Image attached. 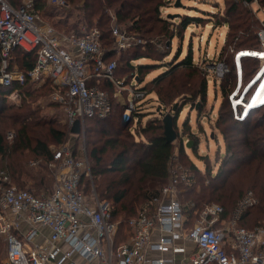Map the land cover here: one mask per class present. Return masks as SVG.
<instances>
[{
  "label": "built area",
  "instance_id": "2783aa9c",
  "mask_svg": "<svg viewBox=\"0 0 264 264\" xmlns=\"http://www.w3.org/2000/svg\"><path fill=\"white\" fill-rule=\"evenodd\" d=\"M46 1L58 8L68 5L67 0ZM34 5L35 0L19 7L0 0V84L10 86L25 80L24 71L11 66L15 48L36 49L37 61L29 71L32 81L50 79L55 89L58 87L53 100L66 108L71 128L76 120L83 129L88 119L105 118L112 112V93L102 86L104 82L113 86L115 96L127 91L122 119L138 124L137 113L143 111L148 90L137 77L127 82L116 76L117 61H106L100 29L85 27L80 33H58L54 26L41 22ZM112 31L119 51L146 41L122 29L114 15ZM14 92L20 95L18 90ZM177 158L173 154L170 159L168 182L130 219L132 237L118 245L120 222L113 219L110 201L99 197L94 184L87 186L93 174L85 147L62 142L54 149L49 162L55 178L51 190L36 192L17 185L2 169L0 238L6 253L0 264H264V223L253 228L240 224L257 202L253 191L238 200L226 224L218 225L224 206L209 203L190 226L186 203L179 194L181 185H194L196 178L180 164L175 169L173 161ZM181 239L195 246L181 260L148 254L151 250L184 253L187 247L177 243Z\"/></svg>",
  "mask_w": 264,
  "mask_h": 264
},
{
  "label": "trees",
  "instance_id": "16d2710c",
  "mask_svg": "<svg viewBox=\"0 0 264 264\" xmlns=\"http://www.w3.org/2000/svg\"><path fill=\"white\" fill-rule=\"evenodd\" d=\"M10 1L16 7L24 3V0ZM258 1L260 7L264 8V0ZM67 2V7L82 10V20H84L83 26L86 28L97 27L100 29L102 44L107 52V62L115 59L113 47L115 37L112 31L113 15L115 16L116 22L120 26H124L128 33L139 35L143 39H146L147 42V38L155 37L156 35L164 36L171 41V39L176 36L177 28H180L182 31L190 24H200L202 21L209 18L204 17V15L191 16L189 14H181L179 17L180 22L163 18L160 8L163 7L165 0H67ZM236 2L231 6V14H233V12L236 14L242 13V11L238 10ZM47 5L46 0H35L34 6L36 9L41 10L47 7ZM205 12L207 15L214 13L209 11ZM210 18L214 20L212 17ZM249 19L250 17L232 25V30L236 32L234 35L229 34L228 37H240L241 34L251 37L253 35L252 32H255L254 26L258 20L255 19L251 22ZM227 23L226 21L224 22V24ZM172 24L174 28L170 29ZM76 27L77 24L74 23L71 29ZM75 30L72 32H82L81 29ZM252 39L247 38L236 44L237 46H241L247 43L249 47L235 50L233 62L236 82L234 87L231 88V92L228 93V91H226L229 114L232 116L235 124L242 125L244 129L253 113L264 106L263 102L256 104L251 102L252 94H254L263 75L257 78H248L249 80L247 83H245L244 78L239 75L240 72H245L246 70V58L258 60V58L249 54V49L256 50L258 48L257 44L253 42L250 44L248 43ZM229 44L230 40L227 46ZM169 49L170 53L171 48L169 47ZM182 51V47H180L171 61L167 63V69L157 75L153 80V84L157 87L156 94L159 102L158 109L160 115L154 110L150 111L148 109L146 111H140L137 113L140 117L138 124L134 125L130 123L129 126L124 125L121 115L126 105L122 104L120 96L114 95L113 86L104 82L102 86L108 87L112 93V112L105 118L95 117L87 120L96 121L97 123L101 121L100 123L110 124L104 126L106 130H102L106 138H104V135L101 133V137L97 139L100 144L95 145L91 149L89 157L93 160L91 169L97 181L96 189L98 195L101 199L110 201L113 219L120 222L119 230L116 235L117 245L127 241V237L130 238L133 234V227L130 224V219L137 215L138 209L142 203L154 194H157L162 186L169 180L170 159L174 154L175 145L174 142H169L166 139L163 117L166 113L172 112L175 104L171 105V102L176 97L182 95V97H186L190 100L193 97L186 94L188 90L190 91L188 87L190 85L187 86L188 83L181 84L180 86L173 85V80L178 70L183 69L192 72V74H196L197 70L192 47L189 48L186 55H182ZM169 53L165 54V56ZM126 54V64L122 69L124 68L126 72L130 73L128 77L130 80L133 77H137L139 81L151 68H155L163 57L161 52L150 41L129 48ZM17 57L19 67L25 73L24 82L15 81L10 86L0 84V172L2 169L6 170L10 175L11 182L17 185H27L29 181H32V183L28 185L34 188L36 192L43 189L51 190L50 175L52 176V170L48 168V165L42 164V161L38 159L49 163L54 156V149L52 146L61 144L65 141L67 130L53 126V121L39 115L38 109H33L30 105V98H32L34 93L37 91H50L53 88L50 79L41 85L43 90L40 91L41 88L39 89V87L33 88V81L29 71L33 69L36 64L38 57L37 50L28 51L22 47L15 48L12 52L11 66L13 59ZM142 58L147 59L137 64L132 62L133 59L139 60ZM149 59L153 62H148ZM192 74L190 75L192 76ZM142 82L144 81H140V83ZM239 84L245 86L244 93H241L245 95V97L242 98L243 103H234L231 95ZM145 86L147 88V84H145ZM184 88L188 90L186 91ZM15 90L19 91V96H23L22 99L25 102L19 108H15V105L10 104L6 99V95ZM206 91L207 83L204 84L202 91L197 94L198 98H202L200 104L201 111L203 109V101L206 100ZM123 95L127 97V91H124ZM193 102L195 105L197 104V100H193ZM186 104H184V106ZM167 105L171 107L168 109V112L165 110ZM115 107L118 109L121 108V121L119 125L116 119H113L112 123H109V117H113L111 115ZM238 108L239 113H236V109ZM145 115L151 116L143 121ZM174 115L175 129L177 130V110L174 112ZM116 126L118 127L116 128ZM9 130H14L15 132L12 141L7 139V132ZM91 130L92 129H90V131ZM112 131L115 132L114 137L109 135ZM245 131L244 133H247ZM193 135H195V133L191 131V136ZM222 135L226 144V151L232 154L224 158L213 181H208L203 177L198 182L196 179L194 185H181L180 187L182 189L180 194L185 192L187 195L186 202L181 200L180 194L179 198L182 202L186 203L187 211L191 218L189 225L191 226L193 225L192 222L199 216V212L203 207L214 200L222 202L221 205L225 208L224 216L230 217L234 209L232 212L228 211V205L233 204L236 197H238L239 200L243 196L244 190V188L242 189L241 186L236 183L234 178L240 172H249L253 167H259L264 163V155L260 153L259 145H248L246 142H243L241 145L239 143L236 144L228 140L229 137L225 131H222ZM193 147L197 150L196 143ZM109 151H112L111 161L105 164L103 155ZM179 152L187 158L183 144L179 147ZM30 156L35 158V162H37L39 168L31 169L28 167ZM232 163L235 165L234 168H228L227 166ZM196 166L195 163H192L191 167H195L196 169ZM234 174L235 176L233 177ZM253 210V208H250L246 211L240 221L241 225L249 228L256 225L252 226L251 223L247 222ZM260 223L261 221H258L257 225ZM2 243L4 245L2 238H0V247Z\"/></svg>",
  "mask_w": 264,
  "mask_h": 264
},
{
  "label": "rangeland",
  "instance_id": "374dc122",
  "mask_svg": "<svg viewBox=\"0 0 264 264\" xmlns=\"http://www.w3.org/2000/svg\"><path fill=\"white\" fill-rule=\"evenodd\" d=\"M235 2L238 6V10L242 11L241 14H236L235 12H233V14L230 13L232 8L231 6ZM160 9L161 16L163 18L175 20L177 22H180L179 17L181 14H189L191 16L204 15V17L209 18L205 19L200 24H190L185 30L182 31L180 28H177L176 36L171 39V41L164 36L158 35L147 38L148 42H152L154 46L161 52L163 57L155 68H151L147 74L143 76L142 79H140V81H144L143 85L147 84L148 90L142 110H154L158 112V115H160V111L158 109L159 102L157 100L156 94L157 87H155L153 84V80L157 75L161 74L167 69V63L171 61L172 57L180 47H182L183 50L182 55H186L189 48L192 47L194 52V61L197 65L196 74H192V72L180 69L176 73V76L173 80L174 86H180L181 84L188 83L187 86L190 85L188 87L191 92L186 88H184V90H188L186 94L194 97H192L190 100L180 95L171 102V105H177V130L179 133L177 139L174 141V155H178V160L173 161V165L175 164V169L179 164L182 165V170L188 171L197 179V182L203 177L208 181H213L214 176L216 175L218 168L222 165L224 158L232 154L231 152L226 151V144L222 135V131H225L228 134L229 141H233L236 144L239 143L241 145L243 142H246L248 145H259L260 153L264 155V106L253 113L248 121L249 124L247 123L245 126V131L242 125L235 124L232 116L229 114L226 93V91H228V93L231 92V88L234 87L236 82L233 62L234 52L237 49L249 47L247 43H244L241 46H237L236 44L239 41H244L247 38L252 39L253 36V39L248 43L250 44L253 42L257 44L258 48L256 50L249 49V54L258 58V60L246 58V70L245 72H240L239 75L240 77L244 78L245 83H247L249 80L248 78H257L263 75V78L257 86L254 94H252L251 102L254 104L260 102L264 103V8L260 7L258 0H165L163 7ZM38 11L41 15V22L43 24L54 26L58 33H70L75 29L82 30L85 28V26H83L84 20H82V10L80 9L72 7L58 8L47 5V7H44V9ZM205 11L214 13L207 15ZM173 14L174 16L172 17L171 15ZM210 17H212L214 20H211ZM249 17V21L251 22H253L255 19L258 20L254 26L255 32H252L253 35L251 37H247V35L245 36L241 34L240 37L237 36L234 38L233 36L232 38H229V34L234 35L236 32L235 30H232V25L237 24ZM225 21L228 23L224 24ZM74 23L77 24V27L71 29ZM173 26L174 25L172 24L170 29H173ZM120 27L122 29H126L124 26ZM229 40L230 44L227 46ZM131 41L133 40L131 39ZM145 43L146 41L139 44L142 45ZM113 45L115 53L114 58L117 59V69L115 74L117 77L121 79L125 78L126 81L129 82L130 79L128 77L130 76V73L126 72L124 68L122 69V67H124L126 64V51L129 48L135 47L136 44H133L132 46L121 51L116 49L115 39ZM169 47L171 48L170 53ZM104 49L106 50L105 47ZM167 53L169 54L165 56ZM132 62L135 63L134 61ZM148 62L153 61L149 59ZM16 66L20 68L18 57L12 61V68H15ZM190 74H192V76ZM32 83L33 88L39 87V89L41 88L40 91L43 90L41 85H43L45 82L41 83L33 81ZM205 83H207V95L205 98L206 100L203 101V109L201 111L200 104L202 98H198L197 94L202 91ZM244 87L245 86L242 84H239V86L233 91L231 96L234 103H243L242 98L245 97V95H242L245 91ZM57 89L58 87L55 89L53 85V88L50 91H37L33 94L32 98H30V105L33 107V109H38L39 115L53 121V126L67 130V136L64 142L71 143L75 148L78 146L79 148H86L89 164L92 168L93 160L90 159L89 152L95 145L100 144L97 139L101 137V133L104 135V132L102 131L106 130L104 126L110 124L100 123L101 121L98 123L96 121H85L83 129L79 134L72 133V128L67 123L68 115L66 108L61 103H56L53 100V92H56ZM6 96L7 101L10 104L15 105V108H19L25 103L22 99L23 96H19L17 92L8 93ZM120 100L122 104H126V97L123 94L120 95ZM193 100H197L196 105ZM184 104L186 105L184 106ZM170 108V105H167L165 110L168 112V109ZM236 113H239V108L236 109ZM120 115L121 108L118 109L115 107L114 112L111 115L113 117H109V123H112V120L116 119L119 125L121 121ZM149 116L151 115H145L143 121H145ZM122 122L126 126L130 125L129 121H124L122 119ZM117 127L118 126H116V128ZM90 129L92 130L90 131ZM191 131H193L195 135L191 136ZM244 131L247 133H244ZM109 135L114 137L115 132L112 131ZM14 136V130H9L7 132L8 140L12 141ZM104 138H106V135H104ZM186 138H190V141H193L191 147H188L187 142H184ZM195 143L197 144V150H195L193 147ZM181 144L184 145L187 158L181 155L179 152V147ZM59 145L60 144L54 145L52 147L53 149H56ZM111 152L112 151H109L103 155L105 164L110 163L112 157ZM29 158L28 167L31 169L39 168L37 164L35 165L33 163L36 161L35 158L32 156ZM38 160L42 161V164L48 165V168L51 169L49 163L44 162L41 159ZM192 163L197 165L196 169L198 170H196L195 167H191ZM234 166L235 165L232 163L227 167L234 168ZM234 176L235 174L233 177ZM50 177V187H53L55 184L53 171L52 176L50 175ZM234 180L238 185L241 186L242 189L244 188L242 195H244L247 191H253L257 199L256 204L252 207L254 209L252 215L249 217L247 222L251 223L252 226L255 224L257 225L258 221L264 223V163L259 167H253L249 170V172H240L234 178ZM30 183H32V181L28 182V184ZM28 184L20 186L32 188ZM92 184H94L95 187L97 186V181L94 176L88 181L87 186L90 188ZM180 198L186 202L187 195L185 192L180 194ZM237 201L238 197H236L233 204L228 205V211L232 212L237 204ZM210 203L222 204L221 201L215 200ZM229 218L230 217H227V219ZM127 238L129 239V237ZM5 250V244L3 245L2 243L0 247V262H2L5 256Z\"/></svg>",
  "mask_w": 264,
  "mask_h": 264
},
{
  "label": "crops",
  "instance_id": "0c3cea01",
  "mask_svg": "<svg viewBox=\"0 0 264 264\" xmlns=\"http://www.w3.org/2000/svg\"><path fill=\"white\" fill-rule=\"evenodd\" d=\"M27 0H25V2H26ZM24 2V3H25ZM48 4V3H47ZM145 59H147V58H142V59H139V60H135V59H133L132 61H134L135 62V64H137L138 62H141V60H145ZM144 82H142L141 84H143ZM145 85V84H144ZM170 177V176H169ZM168 182V181H167ZM166 182V183H167ZM165 183V184H166ZM33 189V188H32ZM34 190V189H33ZM160 191V190H159ZM159 193V192H158ZM157 193V194H158ZM155 195V194H154ZM152 197V196H151ZM150 197V198H151ZM147 201V200H146ZM142 205H143V203H142ZM141 205V206H142ZM140 206V207H141ZM139 207V208H140ZM138 213V212H137ZM136 216V215H135ZM134 217V216H133ZM188 222H187V224L189 225L190 223V220H191V218H190V216H189V213H188ZM198 218V217H197ZM196 218V219H197ZM196 219L194 220V222L196 221ZM227 221H228V219H227V217H225L224 216V214H223V219H222V221L218 224V225H222L223 223L224 224H226L227 223ZM194 222H192V224H194ZM223 224V225H224ZM191 226V225H190ZM45 230V232L48 234L49 233V229H47V228H45L44 229ZM133 235V234H132ZM132 235H131V237H132ZM130 237V238H131ZM129 238V239H130ZM128 239V240H129ZM178 244H180V245H184V246H186L187 248V251L186 252H184V253H174V252H167V253H162V252H159V251H155V250H151V251H149V256H151V257H160V256H172V257H176V259L177 260H181L182 258H184L185 256H186V254L188 253V252H190L191 250H195V246H194V243H192L191 241H188V240H185V239H181V240H179L178 242H177ZM84 262V260L81 262V263H83ZM91 264H98L97 263V261H94V262H92ZM145 264H151L150 262L149 263H145Z\"/></svg>",
  "mask_w": 264,
  "mask_h": 264
},
{
  "label": "water",
  "instance_id": "95a60500",
  "mask_svg": "<svg viewBox=\"0 0 264 264\" xmlns=\"http://www.w3.org/2000/svg\"><path fill=\"white\" fill-rule=\"evenodd\" d=\"M248 1H251V0H248ZM171 16L173 17L174 14ZM176 110H177V105H174L172 112L166 113L163 117L165 135H166V139L169 142H174L178 136V132L175 129V121H174V117H175L174 112H176ZM81 131H82L81 123L79 120H76L75 124L73 125L71 129V132L74 134H79ZM192 144H193V141L187 142L188 147H191Z\"/></svg>",
  "mask_w": 264,
  "mask_h": 264
}]
</instances>
